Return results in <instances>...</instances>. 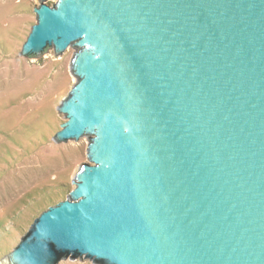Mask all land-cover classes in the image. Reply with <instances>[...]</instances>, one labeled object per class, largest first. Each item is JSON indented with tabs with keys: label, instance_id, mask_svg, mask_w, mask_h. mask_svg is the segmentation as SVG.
I'll list each match as a JSON object with an SVG mask.
<instances>
[{
	"label": "water",
	"instance_id": "water-1",
	"mask_svg": "<svg viewBox=\"0 0 264 264\" xmlns=\"http://www.w3.org/2000/svg\"><path fill=\"white\" fill-rule=\"evenodd\" d=\"M20 54L75 48L67 198L0 264H264V0H40Z\"/></svg>",
	"mask_w": 264,
	"mask_h": 264
},
{
	"label": "rangeland",
	"instance_id": "rangeland-1",
	"mask_svg": "<svg viewBox=\"0 0 264 264\" xmlns=\"http://www.w3.org/2000/svg\"><path fill=\"white\" fill-rule=\"evenodd\" d=\"M57 0H47L53 5ZM40 0H0V260L49 206L67 198L88 140L53 141L66 121L57 107L76 78L75 48L57 56L20 54ZM59 264H93L63 259Z\"/></svg>",
	"mask_w": 264,
	"mask_h": 264
}]
</instances>
